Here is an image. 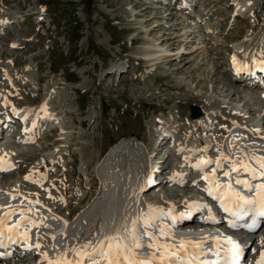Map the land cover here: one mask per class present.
<instances>
[{
	"label": "rangeland",
	"instance_id": "374dc122",
	"mask_svg": "<svg viewBox=\"0 0 264 264\" xmlns=\"http://www.w3.org/2000/svg\"><path fill=\"white\" fill-rule=\"evenodd\" d=\"M240 2L3 0L0 13L7 14L9 23L0 25V115L13 103L35 113L21 122L15 118L9 126L11 134L0 139V156L6 154L13 166L0 171V190L29 201L32 195L44 196L47 205L64 211L54 214L38 200L32 202L54 217L74 210L76 217L84 213L83 218L103 203L101 179L107 164L160 162L161 175H167L183 159H192L191 154L226 161L232 138H254L251 124L256 121L264 130V99L244 104L223 87L247 89L237 76L233 78L228 60H253L264 42V0H251L246 7ZM126 10L134 13L126 15ZM178 65L202 78L201 85L175 72ZM212 73L219 78L217 84ZM166 80L183 88L167 89L162 86ZM253 85L250 88L264 90V83ZM211 86L217 92L210 91ZM200 103L207 111L202 119L192 121L190 105ZM49 118L52 126H47ZM169 130L174 136L167 138ZM159 133L166 138L160 144ZM8 146L15 148L10 151ZM42 162L48 164L38 177L35 166ZM203 175L193 171L187 178L192 187L155 180L149 194L182 206L185 199H179L185 187L190 197L197 196ZM81 196L84 202L79 201ZM136 197L150 203L145 193ZM99 223L97 218L80 229L78 225L72 236L57 238L54 251L75 242L83 246L94 237ZM36 233L45 245L49 231ZM253 239V249H264V227ZM17 258L20 264L36 260L11 257Z\"/></svg>",
	"mask_w": 264,
	"mask_h": 264
},
{
	"label": "bare ground",
	"instance_id": "6f19581e",
	"mask_svg": "<svg viewBox=\"0 0 264 264\" xmlns=\"http://www.w3.org/2000/svg\"><path fill=\"white\" fill-rule=\"evenodd\" d=\"M2 1L3 0L0 1V6L2 4ZM250 3H251V0H241L240 5L242 7H246ZM261 3H263V2H261ZM133 13H134L133 10H126V12H125L126 15H130V14H133ZM6 15L7 14H5L3 12L0 13V17H2L0 19V25L3 26V27H5L8 24V20L7 19H9V17H7ZM231 35H232V33H231ZM233 35H235V34L233 33ZM231 38H233V37H231ZM233 39H236V37L233 38ZM258 48H259V53H257L256 56H254L253 60L250 59V60L246 61L245 59H242V58H239V57H235V58L230 60L231 64H234L235 62H237L238 64L237 63H235V64L239 65V67H241V65L243 66L244 64H247L249 67H254V68L262 67V69L260 70V73H258V77L260 79L264 78V42ZM27 49H30V47L27 46ZM19 61H21V60H19ZM169 62L172 63V60L169 59ZM184 66L185 65H178L175 68V72H179V73L182 72V73H184V75L187 78H190L193 81H195V83L197 85H201L202 78L194 77V74H193L194 72H192V71L185 72L184 71V68H185ZM40 67H41V65H40ZM109 70H110V72L112 71L111 68ZM246 71H247V69H246ZM241 72L242 71H237V74L241 76V74H240ZM243 75H248V74L246 73V74H243ZM166 76H168V74ZM211 77L215 80L216 84L219 82V78L214 73L211 74ZM39 80H41V81L44 80V76L40 77ZM240 80L241 79H239V84H241L243 86H247L246 90L239 91L238 89H236V87L233 86V84H230V85L229 84H227V85L223 84V87L225 88V90L228 91V94L230 95V97H232V99L241 100L244 104H246V103L248 104L249 100H252L253 103L256 104V103H260L261 99H264V90H259V89H256V88H254V89L250 88V86L254 87L253 84L257 85V83H256L257 82V78H253V77H248L247 78V77L244 76V81L240 82ZM162 86H164L167 89H174V90L175 89L181 90L183 88L182 84H173L169 80H166V82H164L162 84ZM248 86H249V88H248ZM209 90L212 91V92H217V89H216L215 86H211L209 88ZM195 100L198 101L199 99L195 98ZM200 106L202 108V115L199 118H196V119L190 118L192 121L200 120L205 115V112L207 111L206 104L205 103H200ZM41 107L45 108V112L46 113H49V110H46L47 109L46 105L42 104ZM12 109L15 112H17L16 108L13 105H12ZM250 109L252 111L254 110L253 108H250ZM156 110H158V108H154L153 111H156ZM31 112L32 113H29L30 116L31 115L34 116L33 112L35 113V111H31ZM46 115L49 117L48 114H46ZM19 116L23 117L24 115L23 114H19ZM14 118L17 119V117H14ZM50 118H53V117H50ZM50 118H49V121L51 120ZM9 119L10 118L8 117L7 121ZM33 119L36 120L35 117H33ZM52 122H53V120H51L50 123L47 124V126H52L53 125ZM32 123L30 125L29 130L32 129ZM251 129L256 134L254 136V138L253 137L247 138V137H244V136L241 135V136H239V138H232L230 140V144H229V146L227 148V152L229 153V155H228L227 158H225L226 161H223L221 158H219V159H217V158L216 159L207 158L205 155H201V154L199 155L197 153V155L196 154L194 155V157L196 158V161L194 162L193 161V154H191V158L192 159H183V162L180 163V164H184V167L181 169L179 174L181 176H183L182 173L184 172V170L187 171V169L190 168L189 169L190 170L189 171V175H188V177H189L193 173L194 170L196 172H198L197 168H200L202 173L206 172V173H204V176L207 178V180L209 179V181H210V184H209L208 188L211 187L213 189V194L212 195L215 196V197L218 196V195L222 196L224 198V200L228 202L230 200L229 189L225 188L224 185H221L222 183L218 182V180L221 181L224 178H226L228 180L231 179L232 172H236L237 171V170L233 171V168L234 167L237 168L239 165L245 164L244 161L241 159V156L238 155V152L241 151V149H239V148H242V149L244 148L243 151H242V154L243 155L247 154V158L264 157V153L258 152V150L260 148L264 149V130L260 129L258 121H256L253 124H251ZM233 130H235V129H233ZM236 130H238V129H236ZM233 132H235V131H233ZM166 133L167 134L169 133V135H168L169 137H173L174 136V134L170 130H169V132H166ZM9 135H10L9 133H5L4 136L8 137ZM162 135H163V133H159V137H158V141H157L158 143L165 141V139H166L165 135H164V137ZM238 135H240V134H238ZM29 136H30V134H29ZM2 137H3V134H2ZM2 137L0 139H2ZM157 142L155 141L154 143L156 144ZM249 142H251V144H249ZM200 143L203 144L202 141H200ZM165 144H167V142ZM236 146H238V148H237V151H235V153H234L233 152L234 150H232V149H235ZM14 148L13 147H9V146L6 147V149L7 150L10 149V151H13L11 149H14ZM250 148H251V150H249ZM209 149H211V148H209ZM245 149L249 150V152H247ZM182 151L184 153V152H187L188 150H182ZM167 157L163 160V163L167 159ZM0 160L3 161V166L8 167L9 165H11L10 162H9V159L6 157V154H4L3 152H2V156H0ZM202 161H211V163L202 164L201 163ZM227 162H231V163L228 165L229 166L228 168H225V165H227ZM131 163L121 162V164H118V165H116V164H107L105 169H104L105 173H106L105 177H103L101 179V182L104 183L103 190L104 189L105 190L106 189L110 190V189H112L111 187L113 185V186H119L117 188V191L114 190L115 192L113 193V196H111L112 192H105V196L103 195V203L101 204V206L100 207L91 208L92 209L91 213H94V216L90 217L91 213L88 212L89 214L87 213L85 215V217H83V218H82V216L84 215V213H82L80 216L76 217L75 213H74V210H70L69 212L65 213V215H61L62 218L65 219L62 223L65 222L64 225H66V226L62 225L61 227H58L57 225H55L54 227L49 226V227H46V228L42 229V231L43 230L49 231V233H46V235H45L46 236V240H45L46 244L41 249V251H39L40 253H42V257L39 258L38 262L35 260V262L28 263V264H35V263H37V264H47V260L44 259L43 253H47L49 259H56L57 257H60L63 253L67 254L66 257H65L66 259L73 260V261L79 259V257L76 256L75 251H71V249H74V248L75 249L82 248V246H80L79 243H77V242H75V244H77V245H73L70 249L65 250L66 252L62 249L60 251H57L54 255L50 254V252L52 253L54 248H55V247H53V245L55 244V241L57 240V238L59 239L61 236H64V235L68 234V232L65 229H63V232H61V233L58 232L59 228H60V230H62V228H68V229L71 228L70 230L74 231L78 227V225H80L78 227L80 229V228L84 227L85 225L88 226L89 224H92L98 218L100 220V223H99V225H97L95 227L96 231H95L94 237L91 240H89V241H91V246L87 249L88 251H91L93 247L99 246L100 242L105 240L106 237H113V236L120 237V242H126L132 247V244H133L132 241H129L128 238H125L126 230L127 231L131 230V226L129 224V222H131V221H135V225H138L139 227L145 228L146 229L145 232H148V233H151V234L154 232V228L155 227L161 226L163 223H161L160 221L157 222L158 220L154 219L151 216H149L150 214L148 212H145V213L143 212L142 213V209H143L144 205L145 206L146 205H152L151 204L152 201H158V199H159L156 196H152V194H149L150 190L152 188H154L153 187V183H152L153 179H150L151 178L150 175H151V172L153 171L154 164H152L150 161H147V160H141V162L139 161V163H137V164L133 163V162H131ZM47 164L48 163L42 162V163H38L35 167H36V169L40 168V170H41V169H45L47 167ZM151 164H152V167H151ZM210 165H212V166H210ZM162 166H163V164L161 165V163H160V172L158 174L159 170L156 169L155 170L156 175H154L153 178L155 180H161L160 178H163L162 181L165 182L164 177H161L162 176L161 173L163 172V167ZM207 166L209 168L211 167V169L207 170V168H208ZM249 166H251L252 169H255V168L258 167L253 162L250 163ZM36 169H35V171H37L36 174L38 176V175H40L39 174L40 172L38 170H36ZM175 170H177V169H175ZM116 171H118V172L115 174ZM221 171L225 172V173H228L229 175H222L221 177H218V178L214 177V174H216V172L219 174ZM253 172H254V170L251 171V172H248V173H253ZM136 174H139V175L136 176ZM42 177L43 176H41V178ZM237 180H245V181H247L250 185H252L251 188H257V186L259 184L264 183L262 181V182H259V184L257 185V182L256 183L251 182V180H248L246 178H244V179L235 178L233 181L236 182ZM215 182H216V184H215ZM181 184L182 185L186 184L189 187L190 186L192 187V185L189 183V180H184ZM109 185H111V187ZM133 185L137 189H141V187L143 188L142 191H143V193L146 194L147 200H149L148 202H150V203H146V204L143 203V202H137L136 203L134 201L129 203V200H131V198L128 199V202H126V198H127L126 194L127 193L129 194L130 192L132 194L135 193ZM155 186H157V184ZM188 186H186L185 189L183 190L185 192V194H182L180 196L182 198L179 199V201H184V199H185L186 203L182 204V206H184L183 208H185V205L189 204V200L194 197V196L190 197L189 194H187V193H189V190H190ZM217 186H219V187H217ZM242 186H244V185L242 184ZM122 189H125L126 194L122 193ZM3 190H0V198L8 199L11 202V205H13L14 207L19 208L20 205L24 204V202H25L24 205L28 204V202H26L24 200L22 201V200H20L18 198V197H23V196H16V195L13 194V196L10 197ZM254 193H256V191ZM254 193L251 192V195L254 194ZM137 194H138V192H137ZM137 194H135V195H137ZM35 196L36 195H32V197H31L32 201L34 202L35 200H38L42 204L46 205V208H48V211H50V212H52L54 214H57V213L61 214L64 211L63 208L58 207L57 205H54V204L47 205V201H46L44 196H40L39 195L38 199H36ZM173 196L175 198H178L179 195H173ZM244 196L249 198V195H244ZM104 198H106V201L104 200ZM132 198L134 200H137V197H132ZM194 199H196V198H194ZM84 200H85V197H83V196H81L80 199H79L80 202H84ZM207 200L208 199H204L203 198L204 202H206ZM218 201H220V200H218ZM19 202H22L23 204H19ZM220 203H221V201H220ZM37 205H40V204H37ZM37 205H36V207H38ZM228 206L229 207H234L233 204H228ZM12 208L13 207H11V209ZM38 208H40V206ZM187 209H184L180 213L183 214V216H187L188 212H191L192 214L190 215L189 219H186L183 222L182 228H189L191 230V232H193V231L194 232H198L199 229H196L197 227L209 226V224H211L209 219H207V218H205V217H203L201 215H200L199 219H196L197 218L196 215H198V211L197 210L191 211L192 208H190V207H187ZM35 210H38L40 213L45 214L48 218L52 219L53 221L58 219V217H54L53 214L51 215V213L48 212L44 208H42V210H44L43 211L44 213L41 212L40 209H36L35 208ZM116 210L118 212H116ZM228 214H229L228 216L230 217V220L232 221V218L234 216L232 215L231 212H228ZM135 216H137V217H135ZM133 217H135V218H133ZM144 217H147L148 218L147 220H149L147 222L148 223V228L145 226V222L144 221H146V219H144ZM140 218H142L144 221H141ZM139 220H140V222H139ZM152 220H155L153 225H151L152 222H153ZM245 222H243L241 224H244ZM138 223L141 224L142 226H140ZM164 225H166V224H164ZM236 225H238V227H240L239 226L240 223H236ZM138 230H139V228H138ZM204 230L207 231V232H211V233H208V236H210L211 239L212 238H214V239L217 238V235L214 233V227H210L209 229H204ZM237 231H238L237 233H241V234L243 233L242 230H237ZM75 233H76V231L72 232V234H75ZM211 235H216V236H211ZM136 236H137L138 241L141 244H142V240H147L148 241V239H149L147 237H144L145 239H142L138 235H136ZM252 236L254 237L255 235H252ZM53 237H55V239H53ZM244 240H245V242H244ZM244 240H243V242L246 243V245L243 247V252L245 250V253H246L247 251H249V248L251 249L254 239L252 238V240H250L249 234H245ZM70 241L71 240H69V242ZM157 241H160V240L158 239ZM153 242H155V240H150L147 243L148 244L149 243L152 244ZM55 245H57V244H55ZM134 246H135V243H134ZM132 248H133L132 254H135L133 258H137L138 259V257H140L139 255H141L142 259L152 258L153 257V253L156 256L155 250H153L152 248H151L152 249L151 250L152 253H149V255H143V252L145 250L144 248H142V250L141 249L140 250H136L135 247H132ZM256 253H258V248H254L253 249V254H256ZM129 255H131V253H129ZM157 261H158V259L156 261H154L153 264H155ZM99 262L101 264H107V262L105 260H103V259H101Z\"/></svg>",
	"mask_w": 264,
	"mask_h": 264
},
{
	"label": "snow or ice",
	"instance_id": "6c2138e0",
	"mask_svg": "<svg viewBox=\"0 0 264 264\" xmlns=\"http://www.w3.org/2000/svg\"><path fill=\"white\" fill-rule=\"evenodd\" d=\"M15 46V45H14ZM257 163L259 164L261 169H264V157H254ZM202 164L211 163V161H202ZM13 167L9 165L8 168ZM243 170L246 172H251L253 169L249 165H243ZM8 168L3 166V161L0 160V170L7 171ZM237 169L234 167L233 171ZM225 175H229L225 173ZM261 176H264V171L260 172ZM31 177H25V179H30ZM39 182V181H33ZM237 184H243L245 187L251 188L250 185L245 180H237ZM219 187V186H217ZM229 189L230 200L234 207H229L228 202L224 200L222 196H216V199L221 201V205L224 208L225 212H231L233 216L238 218H243L245 216H249L251 213V223L245 222L242 226L249 229L250 231H254L258 227L257 217H264V183H261L257 186V199H249L239 192L232 189L231 185H226ZM209 195L213 194V189L209 187L206 189ZM39 203V201H36ZM247 206V207H245ZM31 211V209H28ZM210 211V210H209ZM16 215V211L12 210L5 213V217ZM21 220L17 221L14 225H8L6 223L5 218H0V247H7L8 245L5 243V240L10 244H18L21 246L24 252H30L34 249H39L41 247L40 244H31L28 243L30 236V227H38V223L32 220L29 217L24 215V210H20ZM209 219H214V217L209 216ZM24 226L23 233L19 232V229ZM232 226L235 227V221L232 222ZM149 235L151 239L157 240L158 238L152 235L151 233H145ZM164 229H161V235H166ZM55 239V237H53ZM132 239L135 241L137 239L135 230L132 233ZM228 243L231 245L229 249L225 251L224 257H220L219 252L216 253L217 257L224 261V264H239L241 253L243 252V248L239 243L232 241L230 238L228 239ZM91 246V241L85 243L80 249H71V251H75L76 256L79 259L73 261L66 259V253H63L60 257L56 259H49L47 253H43L44 259L47 260V264H98V262L103 259L107 262V264H153L154 261L158 259L159 264H193V261H197L199 257L205 255L203 251H198L201 248V243L193 244L188 241H181L180 249L183 250V254L179 251H170L174 245L168 244H150L149 247L163 249L160 256L157 258L155 254H153L152 258L145 259H134L130 257L129 253L133 252V248L129 246L126 242H120V238L118 236L106 237L105 240L100 242L99 246L93 247L91 251L87 249ZM53 247H57V245H53ZM143 247L139 242L135 243V248ZM191 247L193 250L188 251V248ZM198 264H217L216 261H199ZM256 264H264V249L259 252V259L256 261Z\"/></svg>",
	"mask_w": 264,
	"mask_h": 264
},
{
	"label": "water",
	"instance_id": "95a60500",
	"mask_svg": "<svg viewBox=\"0 0 264 264\" xmlns=\"http://www.w3.org/2000/svg\"><path fill=\"white\" fill-rule=\"evenodd\" d=\"M190 109H191L190 117L193 119L198 118L202 113V110L198 105L191 104Z\"/></svg>",
	"mask_w": 264,
	"mask_h": 264
}]
</instances>
